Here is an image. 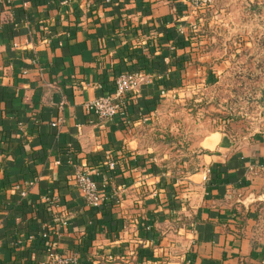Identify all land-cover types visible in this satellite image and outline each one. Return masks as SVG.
<instances>
[{
    "label": "crops",
    "instance_id": "obj_1",
    "mask_svg": "<svg viewBox=\"0 0 264 264\" xmlns=\"http://www.w3.org/2000/svg\"><path fill=\"white\" fill-rule=\"evenodd\" d=\"M255 1L0 7V264H264V94L225 116L202 72L216 67L223 86L247 68L264 31ZM126 69L145 76L127 112L88 110Z\"/></svg>",
    "mask_w": 264,
    "mask_h": 264
},
{
    "label": "built area",
    "instance_id": "obj_2",
    "mask_svg": "<svg viewBox=\"0 0 264 264\" xmlns=\"http://www.w3.org/2000/svg\"><path fill=\"white\" fill-rule=\"evenodd\" d=\"M12 0H0L1 6H8ZM110 1V0H107ZM195 7H204L213 2V0H186ZM145 76L138 70H122L120 71L114 83V89L106 94L99 95L86 103V108L96 113L102 119L112 118L117 113L127 112V95L136 90ZM69 147H73L72 144ZM111 167L116 166V161H109ZM77 184L82 188L87 197V201L91 206H100L102 196L99 191L98 183L89 174L87 170L78 169L75 173ZM25 195L26 189L22 190ZM47 200H52L48 197ZM54 264H80V258L75 254L62 255L57 257Z\"/></svg>",
    "mask_w": 264,
    "mask_h": 264
},
{
    "label": "trees",
    "instance_id": "obj_3",
    "mask_svg": "<svg viewBox=\"0 0 264 264\" xmlns=\"http://www.w3.org/2000/svg\"><path fill=\"white\" fill-rule=\"evenodd\" d=\"M213 2L220 4L219 0H214ZM262 6H264V4H259L256 1L251 4L252 9H255V10L257 7L259 9H263ZM208 7H209V5H208ZM209 9L210 8H208L206 11H209ZM253 31L257 32L256 38H255V43L259 47V50H256L254 52H249V50L244 51L243 55L245 56V59H244L243 64H245L247 66L246 69H249V70L247 71L245 68H241V69H234L231 71V73L227 76V81L232 82V83H228V84L230 86H233V88L230 87V88L224 89L223 86H221V85L217 86V84H215V81L219 78V74L217 72L216 67H211L210 65L207 64L205 67V70L202 71V72H204V74L206 76L205 77L206 78V84L209 85V87H212L211 90L214 93H216L215 97L212 98L211 100H209V103L218 104L220 102V96L218 95L219 93L223 97L226 98V101L224 104L226 105L227 113H224L225 116H227V115H230L233 117L239 116L240 114L237 113V110L240 109L241 99L245 97L246 101H250L253 98V96H257L255 91H252L253 93H251L249 91L244 96H242V94H240L241 92H244V87L248 83V81H250V85L255 86L256 79H259V77L257 76L256 69L261 70L262 67L264 68V31L262 30L261 36H258V34H259L258 28L255 27ZM204 32H207V31L205 29H204V31L199 30V31L193 33L192 35H189V38H190L189 44L192 41H198V39L200 38V36L203 35ZM259 67H261V68H259ZM236 82L238 84H236ZM248 85L249 84H247V87H248ZM236 86H241V87H236ZM234 88H237L238 91H236V89H234ZM241 89H243V91ZM261 91H262V94H264V88H262ZM205 92H204V94H205ZM233 92L235 94L233 96H231V93H233ZM204 94L201 92L200 93L197 92L196 95L193 97H196L199 95H204ZM239 95H241L242 97H240ZM239 97H240V99H239ZM232 108L235 109V111H233ZM222 116H223V114H222ZM80 264H87V261L85 262V261L80 260Z\"/></svg>",
    "mask_w": 264,
    "mask_h": 264
},
{
    "label": "rangeland",
    "instance_id": "obj_4",
    "mask_svg": "<svg viewBox=\"0 0 264 264\" xmlns=\"http://www.w3.org/2000/svg\"><path fill=\"white\" fill-rule=\"evenodd\" d=\"M263 7V9H264V6H262ZM263 9H259L258 7L256 8V12L257 13H259V12H262L263 11ZM260 22V24H262L263 23V21H262V19H261V21H259ZM263 26V25H262ZM259 68H261V67H259ZM254 69V68H253ZM252 69V70H253ZM247 71L249 70V69H246ZM255 70V69H254ZM246 71V72H247ZM256 72H257V76L259 77V79H256V81H255V86H253V85H250V81H248V83L247 84H249L248 85V87H247V84L245 85V87H244V92H241L240 94H242V96H244V95H246L249 91L251 92V93H253L252 91H255L256 92V95L259 97L261 94H262V88H264V68L262 67L261 68V70H258V69H256ZM226 83H232V82H228V81H225ZM235 82V81H234ZM238 82V81H237ZM236 82V84H238ZM225 83V85H223V88L224 89H227V88H230V87H232L233 88V86H230L229 84H226ZM236 87H241V86H236ZM243 87V86H242ZM234 89H236V91H238L237 90V88H234ZM242 91H243V89H241ZM235 93L233 92V93H231V96H233ZM240 97H242L241 95H239ZM240 97H239V99H240ZM241 102H243V104H246V106H247V103H246V98L244 97V98H242L241 99ZM213 109H212V111H214V107H212Z\"/></svg>",
    "mask_w": 264,
    "mask_h": 264
}]
</instances>
